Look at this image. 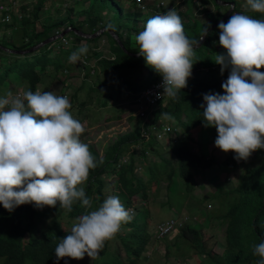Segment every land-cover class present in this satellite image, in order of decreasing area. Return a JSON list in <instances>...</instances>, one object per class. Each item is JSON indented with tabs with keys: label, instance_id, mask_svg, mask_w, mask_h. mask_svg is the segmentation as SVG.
Masks as SVG:
<instances>
[{
	"label": "trees",
	"instance_id": "1",
	"mask_svg": "<svg viewBox=\"0 0 264 264\" xmlns=\"http://www.w3.org/2000/svg\"><path fill=\"white\" fill-rule=\"evenodd\" d=\"M7 1L13 0H0V3ZM30 1L22 6L20 15L12 12L11 24L0 22V45L4 48L25 52L57 34L66 32L68 28L88 35L106 28L117 34L127 52L109 32L95 39H84L71 32L65 38L26 55L11 54L0 49V97L6 96L8 92L15 94L21 90H41V85L47 78L59 76L67 81L71 78L70 73H75L76 70L79 76L83 75L84 80L79 93L70 97L71 109L74 102L80 100V92L86 89L87 83H90L91 91L104 92L108 86L118 88L135 103L140 93L163 78L147 65L142 55L133 57L128 54H139V45L134 36L144 29L146 22L152 18L150 15H153L139 8L136 0H71L69 4L64 0ZM122 1L130 5L124 7ZM144 1L148 6L157 3V0ZM180 1H186L190 5V12L179 9L177 13L182 20L185 35L191 41L197 42L193 47L198 46L208 29L225 16L219 7H229L219 5L215 0H200V19L193 10L197 0H176L177 5ZM225 1L235 3L233 14L237 3H243V0ZM108 5L115 8L114 15ZM211 5L216 9L213 12L209 9ZM52 9L56 14L50 13ZM167 10L166 6L155 12L163 15ZM249 14L254 19L264 20L263 13L251 11ZM219 35L220 29L215 27L207 33L203 45L193 49L194 65L187 87L180 90L175 99L165 97L154 107L148 108L151 118L142 125L140 132L137 129L119 137L113 145L105 149L104 157H100L91 148L97 165L89 171L88 186L85 189L86 195L92 201L91 208H85L81 202L73 204L71 211L60 208L59 203L56 207L45 206L43 209H38L34 204H25L9 212L0 204V262L57 264L55 248L61 239L70 234L72 227L78 223L77 218L97 209L107 197L117 196L125 209L130 211L131 219L122 223L119 231L105 241L95 257V264H140L147 257L145 253L148 251L150 233L144 223L149 214L140 216L138 212L150 198L151 184L166 181L173 201L181 186L192 194L197 185L204 182L213 166L219 164L224 166L226 178L234 177V183L227 180L226 184H217L213 193H206L200 205L208 202L207 206H216L218 198L221 197L225 209L218 216H223L220 224L226 227L224 252L219 254L208 249L202 238V231L197 230L193 223L187 222L189 218L184 220L173 215L172 218H177L179 222H186L179 227L178 251L185 247L187 251L203 257L198 264H257L260 257L254 255L252 249L254 245L264 242V149L256 150L254 157L261 161L260 164L243 169L242 163L236 162L234 152H229L224 162H217L207 147L198 152L194 145L195 134H206L207 131L201 107H206L203 95L225 94L222 83L231 72L229 66L221 74V65L215 63L219 53H227L219 44ZM104 38L108 39V54L97 47ZM81 46L88 48V52L81 56L82 59L94 60L92 68L69 61L70 55ZM91 69L95 72L93 76L98 72L96 77L91 76ZM101 76H104L103 81L100 80ZM94 78V83H91ZM138 78L141 79L137 80ZM79 104L81 107L85 106L84 101ZM107 104L108 101L104 100L103 106L106 107ZM161 113H167L172 119H162ZM123 116L129 117L121 109L116 118L120 120ZM114 118L110 117L108 121ZM135 118L131 116L130 119L135 121ZM135 122L141 125L140 121ZM93 125L88 124V127L92 128ZM138 143H142L139 148L129 150V146ZM209 144L221 150L215 143L208 142ZM168 147L173 148L177 163L165 156ZM221 152L225 153L222 150ZM150 156L157 159H151ZM138 164L144 165L146 169L145 179L143 174L138 173ZM212 200L216 202L211 203ZM227 206L230 208L226 211ZM215 210L217 213V209ZM40 212L45 215L34 225ZM212 213L207 212L208 215ZM48 217H52L49 224L45 221ZM65 217L70 222L64 221ZM89 259L91 257L87 254L80 260L65 257L58 264H82Z\"/></svg>",
	"mask_w": 264,
	"mask_h": 264
},
{
	"label": "clouds",
	"instance_id": "2",
	"mask_svg": "<svg viewBox=\"0 0 264 264\" xmlns=\"http://www.w3.org/2000/svg\"><path fill=\"white\" fill-rule=\"evenodd\" d=\"M246 6L264 13V0H246ZM218 27L219 44L227 53L218 54L215 63L221 65V74L229 66L231 72L222 83L225 94L203 95L204 126L216 128V147L235 152L237 160H247L264 149V20L234 13ZM134 40L147 65L163 77L158 98L175 99L192 75L193 45L197 43L185 35L176 10L150 18ZM87 52L81 46L69 61L75 63ZM70 109L67 96L40 89L0 97V204L4 209L13 212L25 204L43 209L59 203L60 208L71 211L75 202L91 208L92 201L80 185L97 165L89 146L80 139L85 128ZM161 118L172 119L167 113H161ZM77 219L55 248L57 264L65 257L83 259L85 254L94 259L131 215L119 197L109 196L97 209ZM168 222L155 226L150 240L154 236L160 242L180 230L159 237V227ZM252 251L260 257L257 264H264V242L254 245Z\"/></svg>",
	"mask_w": 264,
	"mask_h": 264
},
{
	"label": "rangeland",
	"instance_id": "3",
	"mask_svg": "<svg viewBox=\"0 0 264 264\" xmlns=\"http://www.w3.org/2000/svg\"><path fill=\"white\" fill-rule=\"evenodd\" d=\"M15 1H16V5L14 7V14L16 15H20L21 8L23 5L31 2L30 0H15ZM55 1L58 2L63 0H55ZM64 2L66 4L67 3L69 4L71 0H64ZM128 4L130 5V3L122 1V5L124 7L128 6ZM154 4L155 3L150 4L151 10H149V12L153 14L150 15L151 17L158 15L157 12H155V9L152 8L154 7ZM179 6L183 7L184 9L180 8ZM200 6H201V2L200 0H197L194 3L193 10L196 16L201 19L202 15H199V13H201ZM108 7L111 9L112 12L111 14L114 15V13L116 12L115 8L112 5H108ZM171 8H174L176 12L179 9L188 10V12H190V5L186 1L184 2L180 1L179 4L177 5L176 0H167V9H171ZM211 9L213 10L214 6H211ZM219 9L220 12L227 14L229 7L222 8L220 6ZM50 13L56 14L54 9H52ZM235 13H241L246 15L251 13V10L246 6V0H243V3L240 2L237 3V9L235 10ZM66 14H67L66 10H64V15ZM107 44H108V39L104 38L98 43L97 47L98 49H104L105 52H107L108 54ZM76 63L77 65L83 64L84 66L91 67L94 64V60L91 59L89 61H85L81 57L80 60H78ZM93 70L94 69H91V72ZM52 73L55 74L54 72ZM76 73H77L76 70L75 73L74 71H72L70 73L71 78L67 81H63V78L59 76H56L54 78H47L44 82L45 85L44 84L41 85V91L53 92L58 96H67L68 99L70 100L71 96H73L77 92L79 93V88L80 86H82V82L84 80L83 75L79 76L78 73L77 74ZM96 74L94 75L95 77ZM136 74H139V72H137ZM140 79L141 78H138L137 80ZM100 80L103 81L104 76H101ZM94 81L95 78L91 80V83H94ZM87 84L88 85L86 86V89L80 92L79 95L80 100L78 102L77 101L74 102V107L73 109H70V112L73 118L80 121L85 128L84 133L80 137L81 142L86 143L89 146L90 152L92 148L100 155V157H104L105 149L113 145L119 137H121L124 134H129L130 132H135L137 129L140 132V129H142V125L150 120L151 112H148L147 110L148 108L145 107L138 108L137 104H135L132 101V98L126 95L124 92H121L118 88L108 86L106 87V91L104 92L91 91L89 90L90 83ZM96 87H98V85ZM104 100L108 101L106 107L103 106ZM82 101L85 102L84 107H81L79 104ZM121 109H123L127 114V116L129 117L125 118L123 116L122 119L118 120L116 117L117 115L120 114ZM131 116H135L136 117L135 121L137 120L140 121L141 125L139 126V122L132 121L130 119ZM110 117H115V118L114 120L108 121ZM88 124L89 125L94 124L93 125L94 127L92 128L88 127ZM205 129H207L206 134L201 132L195 134L194 136L195 149L198 152H200L203 151L204 147L205 148L207 147L208 150L211 151V155L216 158L217 162L219 161L224 162L225 159L229 156V152L223 153L221 152V150L214 148V146L210 144L208 145V142L215 143V140L218 136L216 128L206 127ZM154 132L157 131L154 130ZM140 144L138 143L135 144L134 146L133 145L129 146V150L130 151L136 150L137 148L140 147ZM165 152H166L165 156L168 159L171 160L173 159L174 163H177V158L176 155L174 154L172 147L171 148L168 147L167 151ZM234 156L236 157L235 152H234ZM255 156H256V151L253 152L252 155L247 160L236 159V162L242 163L243 169H246L248 167H252L256 164L261 163L260 160L254 158ZM150 157L151 159L155 158L153 156ZM137 167H138V173L143 174V178L145 179V175H147V172L144 165L138 164ZM207 174L208 176L204 178V182L198 184L192 194L187 192V190H185V187L181 186L179 193L175 195L173 201H171L170 195L172 194H170V190L168 191V187L166 186L168 183L166 181H164L163 183L158 182L151 184L150 196H149L150 198L146 202V204L143 205L142 210L140 211V216H147L146 214H149V217L148 218L146 217L147 220L145 219L144 223L146 224L147 231H149L150 236H152L155 226H157L159 223L168 222L174 219L172 218L173 215H175V217H182V219L184 218V220L189 218L187 222L193 223V226L197 230L202 231L203 234L202 238L205 240V245L208 249L215 251L219 254H222L224 252L226 227L225 225L220 224V222L223 219L222 218L223 216L222 215L218 216L219 214H223L222 210L224 211L225 209V206L222 204L221 197L218 198L216 206L212 204V207L207 206L208 202L202 203L201 205L200 202L203 200L206 193L208 192H210V194L213 193L217 184L219 183L226 184L230 180L231 183L232 181L234 183V177L229 176L228 178H226L227 173L225 172L224 166L223 165L221 166L219 164L214 165L213 168L210 170V172ZM114 179L115 178H113V180ZM87 186H88V178L84 182V184L80 185V187L86 189ZM175 193L176 192H174V194ZM215 202L216 201L214 200L211 201V203H215ZM76 203L78 202H75L74 204ZM229 208L230 206H227L226 211L229 210ZM215 209H217L218 211L217 213ZM178 210L181 213L178 212ZM213 210L214 213H212ZM207 212L212 214L208 215ZM44 215L45 213L43 212L38 213V217L34 225H36L37 222ZM51 220L52 217H48L47 219H45L47 224H49ZM63 220L66 222H70V219H68L67 217L63 218ZM178 236H179V231H177L176 233L172 234L169 237H165L160 242L154 241V236H153L149 241L148 251L145 253L147 257L145 259H142L140 264H198V262L203 257H199L195 252L187 251L185 247H183L181 251H178V246H177L178 238H179ZM122 252L124 253V251ZM84 263L95 264L96 263L95 258L94 259L91 258L88 261L85 260L82 262V264ZM0 264L3 263L0 262Z\"/></svg>",
	"mask_w": 264,
	"mask_h": 264
},
{
	"label": "built area",
	"instance_id": "4",
	"mask_svg": "<svg viewBox=\"0 0 264 264\" xmlns=\"http://www.w3.org/2000/svg\"><path fill=\"white\" fill-rule=\"evenodd\" d=\"M136 2L138 7L144 10V12H149V10H151V7L148 6L144 0H136ZM15 5H16L15 0L0 3V22L2 24L8 25L12 23L13 21L12 12H14ZM166 6H167V0H157V3H155L154 7L152 8H157L155 10H163ZM1 35L2 33H0V38ZM83 60L86 61V59ZM91 73L93 75L95 72L92 71ZM162 82H163V78L158 83L151 85L149 88H147L145 91H143L137 96V98L135 99V104H137L138 108L154 107L155 104L159 103L165 98V97L158 98V93L163 92V87L161 86ZM184 223L179 222L178 220H171L167 224L159 227L158 236L162 237L165 235H169L176 228L183 226Z\"/></svg>",
	"mask_w": 264,
	"mask_h": 264
},
{
	"label": "water",
	"instance_id": "5",
	"mask_svg": "<svg viewBox=\"0 0 264 264\" xmlns=\"http://www.w3.org/2000/svg\"><path fill=\"white\" fill-rule=\"evenodd\" d=\"M216 3H218L219 5H222V6H229V9H228V13L225 14V16L223 18H221L217 23H215L213 26H211L209 29H208V32L213 30L215 27H218L219 23L221 22H225L226 20H228L233 12H234V8H235V3L234 2H228V1H225V0H215ZM71 32H74L76 35L84 38V39H95V38H98L99 36H101L102 34L106 33V32H109L111 34V36L114 38V40L117 41V43L119 44V46L125 51V47L123 46L121 40L119 39V37L117 36V34L113 31H109L108 29H102L100 30L99 32L93 34V35H88V34H84L80 31H77L73 28H68L66 30V32L64 33H60V34H57L56 36L52 37V38H49L48 40L36 45L35 47H33L31 50L29 51H25V52H17V51H13V50H10V49H7V48H4L3 46L0 45V49H3L5 50L6 52H9L11 54H17V55H26V54H31V53H35L36 51L42 49L43 47H45L46 45L52 43V42H55L59 39H63L65 38L67 35H69V33ZM207 32V33H208ZM207 33L203 36V38L200 40V42L198 43V46L196 47H193V49H198L200 46L203 45V42L205 40V37L207 35ZM129 55L133 56V57H139L140 54H131V53H128Z\"/></svg>",
	"mask_w": 264,
	"mask_h": 264
},
{
	"label": "crops",
	"instance_id": "6",
	"mask_svg": "<svg viewBox=\"0 0 264 264\" xmlns=\"http://www.w3.org/2000/svg\"><path fill=\"white\" fill-rule=\"evenodd\" d=\"M211 6H214V5H211ZM211 6H209L210 12H213V10H216L215 9V6H214V9L213 10L211 9Z\"/></svg>",
	"mask_w": 264,
	"mask_h": 264
}]
</instances>
